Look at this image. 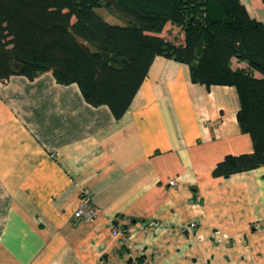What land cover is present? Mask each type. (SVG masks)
<instances>
[{
	"label": "crops",
	"instance_id": "obj_1",
	"mask_svg": "<svg viewBox=\"0 0 264 264\" xmlns=\"http://www.w3.org/2000/svg\"><path fill=\"white\" fill-rule=\"evenodd\" d=\"M238 105L162 55L118 119L50 72L0 80V264H264V165L211 174L253 149ZM82 187L96 214L76 221Z\"/></svg>",
	"mask_w": 264,
	"mask_h": 264
},
{
	"label": "trees",
	"instance_id": "obj_2",
	"mask_svg": "<svg viewBox=\"0 0 264 264\" xmlns=\"http://www.w3.org/2000/svg\"><path fill=\"white\" fill-rule=\"evenodd\" d=\"M210 1L229 23L208 19ZM167 24L180 28L181 41L162 34ZM157 55L186 63L193 82L237 91V122L253 149L226 154L212 176L264 165V23L241 0H0L2 82L50 72L60 84L76 83L87 103L108 106L118 119Z\"/></svg>",
	"mask_w": 264,
	"mask_h": 264
},
{
	"label": "built area",
	"instance_id": "obj_3",
	"mask_svg": "<svg viewBox=\"0 0 264 264\" xmlns=\"http://www.w3.org/2000/svg\"><path fill=\"white\" fill-rule=\"evenodd\" d=\"M170 185H175V180L169 181ZM80 203L73 212V218L76 221H85L92 219L96 214V206L94 205L89 189L82 187L80 190ZM195 223L190 222L189 228H194Z\"/></svg>",
	"mask_w": 264,
	"mask_h": 264
},
{
	"label": "rangeland",
	"instance_id": "obj_4",
	"mask_svg": "<svg viewBox=\"0 0 264 264\" xmlns=\"http://www.w3.org/2000/svg\"><path fill=\"white\" fill-rule=\"evenodd\" d=\"M98 12L102 13L103 15H105V17H107L108 20L110 21H114V22H119L120 20L109 14L105 8H98L97 9ZM165 37L169 38V39H176L178 41H181L182 40V31L180 30V28L178 26H175V25H169L167 24L163 30V33H162ZM236 62V61H234ZM234 65H236V63H234Z\"/></svg>",
	"mask_w": 264,
	"mask_h": 264
},
{
	"label": "water",
	"instance_id": "obj_5",
	"mask_svg": "<svg viewBox=\"0 0 264 264\" xmlns=\"http://www.w3.org/2000/svg\"><path fill=\"white\" fill-rule=\"evenodd\" d=\"M206 14L210 21H222L225 23H229L230 19L226 12L220 7L218 4L210 1L206 6Z\"/></svg>",
	"mask_w": 264,
	"mask_h": 264
}]
</instances>
